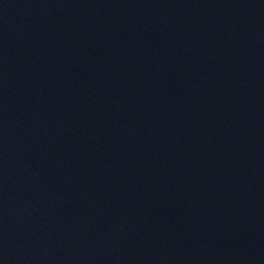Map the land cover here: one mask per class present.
<instances>
[{"label":"water","instance_id":"obj_1","mask_svg":"<svg viewBox=\"0 0 264 264\" xmlns=\"http://www.w3.org/2000/svg\"><path fill=\"white\" fill-rule=\"evenodd\" d=\"M0 264H264V0H0Z\"/></svg>","mask_w":264,"mask_h":264}]
</instances>
